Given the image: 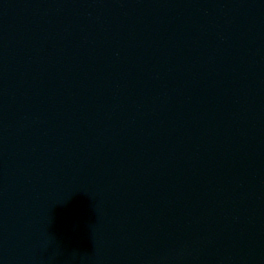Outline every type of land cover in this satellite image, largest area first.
<instances>
[{
  "label": "water",
  "instance_id": "1",
  "mask_svg": "<svg viewBox=\"0 0 264 264\" xmlns=\"http://www.w3.org/2000/svg\"><path fill=\"white\" fill-rule=\"evenodd\" d=\"M0 264H264V0H0Z\"/></svg>",
  "mask_w": 264,
  "mask_h": 264
}]
</instances>
